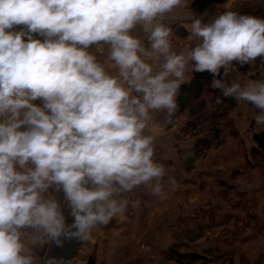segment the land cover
I'll list each match as a JSON object with an SVG mask.
<instances>
[{"label": "clouds", "instance_id": "clouds-1", "mask_svg": "<svg viewBox=\"0 0 264 264\" xmlns=\"http://www.w3.org/2000/svg\"><path fill=\"white\" fill-rule=\"evenodd\" d=\"M188 4L0 0V264H68L37 250L88 239L138 188L162 196L149 123L171 120L193 72L264 128V79L228 78L233 62L264 60V17L229 7L204 21L179 14ZM176 19L189 21L179 48Z\"/></svg>", "mask_w": 264, "mask_h": 264}, {"label": "rangeland", "instance_id": "rangeland-1", "mask_svg": "<svg viewBox=\"0 0 264 264\" xmlns=\"http://www.w3.org/2000/svg\"><path fill=\"white\" fill-rule=\"evenodd\" d=\"M246 2L240 0L234 9L264 17V0ZM198 9L193 11L196 13ZM210 11L212 10L198 17L207 21L211 19L207 18ZM250 67V71L241 73L233 65L228 78L254 79L251 74H255L258 79H264L260 57ZM209 107L211 108V104ZM254 112L255 108L251 104L238 102L226 118L228 127L225 129V143L197 158L193 150L195 137L179 135L187 122L185 115L173 126L171 132L168 127H149L156 137L157 159L167 169V175L163 179L164 194L154 197L141 187L136 189L138 195L136 194L135 202L140 199L141 206H173L170 213L180 222L175 226L173 238L166 240L152 239L148 233L153 235L158 232L153 231V226L148 233L145 232L149 226L144 218L147 211L141 213V222H111L115 231L124 230L131 234L129 237H132V243L127 246L133 247V251L126 255V263L179 264L166 259L162 254L163 250L174 246L179 250L199 253L205 251L206 259L195 264H264V151L252 152L255 146L253 134L264 131V128L255 127L252 120ZM61 197L65 209L62 190ZM179 206L187 209L186 212H181ZM68 210L70 209L63 210L65 215ZM165 217L167 213L162 210L161 221ZM110 225H106L104 232H111ZM166 227H170V224H160V228L166 230ZM137 237L141 238L136 240ZM69 240L63 239L66 246ZM82 241H78L76 250L82 248ZM144 245L149 246V250H143ZM72 262L81 264L76 260Z\"/></svg>", "mask_w": 264, "mask_h": 264}, {"label": "crops", "instance_id": "crops-1", "mask_svg": "<svg viewBox=\"0 0 264 264\" xmlns=\"http://www.w3.org/2000/svg\"><path fill=\"white\" fill-rule=\"evenodd\" d=\"M239 1L240 0H213V1L212 0H189V4L186 7L179 9V10H184V11L181 12L178 10V12L180 15H185V16L192 15L193 18H195V17L200 16L202 13H206L209 10H212L209 12L210 15L209 16L207 15V18H212L214 15H216L220 11L226 10L229 7L236 8ZM245 1H247L246 3H248V2H251L252 0H245ZM196 9H198V11L195 13L193 10H196ZM191 12H193V14H191ZM183 21L185 20L176 19V20H172L169 22L174 26V30H175L174 46L177 48L183 45L184 37L188 35V30L183 26V23H182ZM15 27H20V26H15ZM138 34H142V33H138ZM36 102L39 103V101H36ZM168 124H169V120H166L162 114H154L152 121H150L149 123V127H152V128L165 127L166 129L168 127V130L171 132L173 126L169 127ZM156 145L157 144H155V146ZM155 153H156V158H157L158 154L156 150H155ZM136 192H137L136 190L132 192L131 194L132 198H130L131 197L130 193L127 194L130 199L127 212L123 216L114 217L108 224H106L107 227H109L111 222L116 223V224H119V223L126 224L129 221L141 222L140 221L141 213L143 211L144 212L147 211L144 218H145V221L149 223V226L145 229V232L148 233V231L151 229V226H153L152 227L153 231L157 230L158 232L153 233V235L151 233H148L152 236V239H155V240H166L167 238L172 239L173 238L172 233L175 230V226L180 222V220L178 219L176 220V216L173 218V216L171 215L173 211V206H148L149 204H147V206H141L140 199H138V201L135 202V198L138 195ZM55 194L57 196V199L62 201L61 191ZM132 202L134 204H132ZM65 209H69V207L66 206ZM178 209L181 212H186L187 210V209H184L183 206H179ZM162 210H164V212L167 213V217H165L166 218L165 220L161 221L162 218H160V216L162 214ZM68 211H67L68 212L67 215H65L66 222L71 223L73 217L69 214L70 210ZM161 223H169L170 227H166V230L162 229L160 228ZM106 225L97 226L93 230V233L89 236L88 239H84L83 241L81 240L82 248L80 249L77 248L78 250H76V246L78 245V242H77L74 250L72 251L70 257L68 258V264H72L73 263L72 261L74 260H76V262L81 263V264H146L142 262L126 263V255L129 254V252L133 251V247L127 246L128 244L132 243L131 241L132 237H129L131 234L125 232L124 230L115 231L114 230L115 228L112 227L111 225H110L111 232L109 231L104 232L103 229L106 227ZM141 237L139 238L137 237L136 240L140 239ZM146 237H143V238H146ZM62 239L65 240V238H62ZM67 239H70V238H67ZM85 244L86 246H84ZM65 248H66L65 242L62 243V245L60 246H57L54 242H48V243L43 244L37 250V254L43 257H47V256L61 257ZM149 248H150L149 246L144 245L142 249L146 251V250H149ZM88 250L89 251L91 250V251L89 252V254H86ZM180 250L187 251V249H184V250L180 249ZM76 251H78L79 253L78 252L75 253Z\"/></svg>", "mask_w": 264, "mask_h": 264}, {"label": "trees", "instance_id": "trees-1", "mask_svg": "<svg viewBox=\"0 0 264 264\" xmlns=\"http://www.w3.org/2000/svg\"><path fill=\"white\" fill-rule=\"evenodd\" d=\"M260 64L264 70V60L260 58ZM236 69L245 73L251 70L250 64L243 66L233 62ZM251 77L258 79V76L251 74ZM212 74L208 71L193 72L190 81L183 83L178 95L179 107L169 121L168 126L172 127L185 115L187 122L179 135L188 137L194 136L193 150L195 157L204 156L210 149L225 143V129L228 127L226 118L228 112L237 105L232 97H224L218 88L211 86ZM211 104V108L209 107ZM214 105V106H213ZM255 146L252 152L264 151V131L253 134ZM189 169V166L187 167ZM166 259L174 260L179 264H195L206 259L204 253L196 251H181L171 246L162 251Z\"/></svg>", "mask_w": 264, "mask_h": 264}, {"label": "water", "instance_id": "water-1", "mask_svg": "<svg viewBox=\"0 0 264 264\" xmlns=\"http://www.w3.org/2000/svg\"><path fill=\"white\" fill-rule=\"evenodd\" d=\"M78 242V239L76 238H70L63 254L61 257H63L65 260H68V258L70 257L72 251L74 250L76 244Z\"/></svg>", "mask_w": 264, "mask_h": 264}]
</instances>
